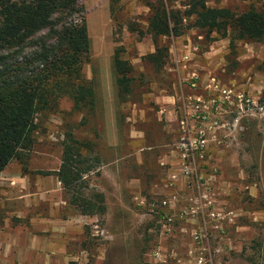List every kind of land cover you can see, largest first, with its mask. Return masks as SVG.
<instances>
[{"label":"rangeland","instance_id":"rangeland-1","mask_svg":"<svg viewBox=\"0 0 264 264\" xmlns=\"http://www.w3.org/2000/svg\"><path fill=\"white\" fill-rule=\"evenodd\" d=\"M153 1L120 0L112 7V19L109 0H79L89 39L81 72L85 82L93 85V112L72 109L70 100L60 97L36 115L30 150L10 161L7 169L22 172L29 168L49 174L60 164L67 134L94 145L98 172L84 180V194L89 197L91 190L100 193L105 211L102 215H81L64 198L68 205L59 206L62 210L55 207L53 215L62 216L60 212H64L77 221L78 227L72 223L62 233H45L52 247L63 249L62 257L51 264H194L197 246L192 234L200 231L207 234L210 249L219 250L211 258L213 264H264L263 119L246 117L240 111L234 130L225 118L228 125L218 133L229 134L228 139L219 147L209 146L208 163L215 173L207 171L202 178L176 182L166 174L172 165L158 161L175 150L179 135L157 121V108L151 101L159 95L158 87L171 94L173 79L163 65L142 59L153 48L145 33L148 5ZM186 1L162 0L167 10L180 12L186 9ZM228 9L238 13L234 11L237 6L229 5ZM183 25L190 28V22ZM125 26L138 31L129 33ZM201 35L202 49L223 40H216V35ZM167 42L164 38L162 46ZM118 46L134 65L131 92L121 102L112 66V52ZM262 46L255 43L249 51L227 44L220 70L214 72L223 88L243 92L257 103L264 100ZM65 192L63 197L68 198ZM162 201H170V205L162 206ZM152 204L160 208L151 209ZM199 204L204 211L190 214ZM210 213L216 214V230L211 229L214 223L207 218ZM165 215L173 217L174 222L163 229L160 220Z\"/></svg>","mask_w":264,"mask_h":264},{"label":"trees","instance_id":"trees-1","mask_svg":"<svg viewBox=\"0 0 264 264\" xmlns=\"http://www.w3.org/2000/svg\"><path fill=\"white\" fill-rule=\"evenodd\" d=\"M119 0H109L112 8ZM79 0H0V172L20 159L33 144L36 115L66 96L72 109L93 112L91 84L81 75L82 58L88 53V34ZM205 0H187L183 12L167 10L162 0L149 7L147 33L155 47L145 56L150 64H162L166 47L160 37L182 34L183 20L205 37L264 44V3L240 14L225 8H208ZM119 101L131 92L130 65L113 52ZM264 66V61H263ZM93 143L78 142L69 134L62 143L60 164L54 175L68 204L79 214L94 216L105 211L103 196L84 190L86 177L99 165ZM23 156V155H22ZM98 172V171H96Z\"/></svg>","mask_w":264,"mask_h":264},{"label":"crops","instance_id":"crops-1","mask_svg":"<svg viewBox=\"0 0 264 264\" xmlns=\"http://www.w3.org/2000/svg\"><path fill=\"white\" fill-rule=\"evenodd\" d=\"M263 3L264 0H205L204 2L208 8L228 9L229 5L231 7L237 6L238 9L234 11H238V13L234 14H240L250 6L259 7ZM109 5L110 3H108ZM108 12L111 16L109 17L114 19V9L109 7ZM148 17L149 15L145 21V33L147 35ZM135 28L127 26L126 30L134 34L138 31ZM201 33L204 32L200 29L194 27L185 29L184 27L182 34L179 36L169 35L158 39L159 44L162 45V40L168 38L164 57L165 62L163 58L164 63L162 62L161 65L164 67V72L173 79L171 84L173 92L168 94L165 89L158 87L159 95L153 96L151 101L157 108V121H163L166 125L165 129L175 134H180L182 128L190 131L192 135L197 127L200 128V124H195V117L197 118V116L194 114L198 111L194 110L193 107L195 104L200 106L195 100L207 99L205 86L208 77L211 75L216 76L214 72L217 69L220 70L223 61L222 54L227 44H230L229 38H218L217 35L215 36L212 33L209 36H215L216 40H223L212 42L205 49H202L203 36ZM150 40L153 48L147 55L153 54L155 51L154 43L151 38ZM233 44H236L239 48L242 47L243 50L251 51L254 49L255 42L246 44L245 41H234ZM194 48L198 52H194ZM115 49L120 51L121 58L130 65L133 71L134 65L123 57L124 49L122 46ZM115 49H113V52ZM259 51H262V56H264V46L259 47ZM113 52L112 66L116 88ZM145 56L142 59L148 62L145 60ZM192 83H195L197 88L192 89L190 86ZM89 84L93 89L92 83L89 82ZM234 117L235 113L233 112L228 117L230 123H232ZM207 124L208 122L203 125L206 127ZM146 150H151V148ZM158 161H167L172 165V168L168 169V173H166L167 178L171 179L173 177L176 182L180 179L184 180L177 164L176 153L173 150L169 152V156L167 155ZM8 166L9 164L0 172V264H51L56 262V257L61 258L63 255L62 246L52 247L50 245L52 244L51 240L46 239L45 233H62L64 228L72 225V223L77 226L75 224L77 221L70 220L72 218L69 215L65 216L64 212H60L62 216L53 215L55 207L68 205L64 200L60 182L54 175L43 176L39 171L29 168L22 172L20 170L10 171L7 169ZM200 178H202V175ZM186 188L188 187L186 186ZM186 191L185 189L184 192ZM62 208L59 207L60 210ZM53 258L54 260H52Z\"/></svg>","mask_w":264,"mask_h":264},{"label":"built area","instance_id":"built-area-1","mask_svg":"<svg viewBox=\"0 0 264 264\" xmlns=\"http://www.w3.org/2000/svg\"><path fill=\"white\" fill-rule=\"evenodd\" d=\"M193 50L194 52L197 51L195 48ZM208 78L205 86L207 99H196L195 102L200 106L195 104L193 107L194 110L198 111L194 114L197 116V118L195 117V124H200V128L197 127V130L192 135L190 131L181 128L180 134H178V142L175 144V150H173L176 153L180 174L184 179H199L207 171L215 173V168L208 163L209 146L214 145L219 147L225 144V140L228 139L227 136L229 134L222 136L218 133L219 130L224 129L228 125L225 121L226 117H229L233 112L235 113V117L230 124L231 129L234 130H237L238 127L240 111L246 117L258 121L261 119L264 120V100L260 103L254 102L252 97L245 95L243 92H239L236 89L230 90L223 88L217 76L211 75ZM190 86L192 89L197 88L195 83H192ZM207 122L208 124L205 127L203 124ZM194 128L196 127L194 126ZM169 202L162 201L161 205H168ZM150 207L154 210L160 208L157 204H152ZM197 211H204V206L199 204L193 207L190 214H196ZM165 216L167 217H162L160 220V223H163L161 225L163 229L169 227L174 222L173 217L170 215ZM207 218L213 223L217 221L215 213L208 214ZM217 228V223H214L211 227L213 230ZM192 239L197 246L194 264H213L211 258L219 254V250L210 249L207 244V234L203 231L193 233ZM198 245L200 246L198 247ZM190 252L189 255L191 254Z\"/></svg>","mask_w":264,"mask_h":264}]
</instances>
